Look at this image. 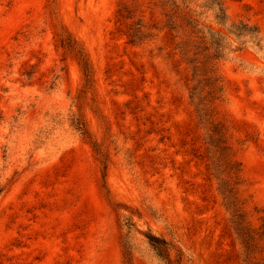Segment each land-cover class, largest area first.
<instances>
[{
	"label": "rangeland",
	"instance_id": "1",
	"mask_svg": "<svg viewBox=\"0 0 264 264\" xmlns=\"http://www.w3.org/2000/svg\"><path fill=\"white\" fill-rule=\"evenodd\" d=\"M221 1L0 0V264H264V0Z\"/></svg>",
	"mask_w": 264,
	"mask_h": 264
},
{
	"label": "trees",
	"instance_id": "2",
	"mask_svg": "<svg viewBox=\"0 0 264 264\" xmlns=\"http://www.w3.org/2000/svg\"><path fill=\"white\" fill-rule=\"evenodd\" d=\"M161 1L164 5H169L174 10L178 11V9H179V5L177 4L178 0H161ZM183 1H187V0H183ZM204 1H205V7L215 11L216 18H217V20H219V22L222 23L223 21H226L227 16H226V12H225V9L223 7L221 0H204ZM171 17L173 18V15H171ZM185 17L186 16L183 17L184 21L188 22L189 25L193 24V21H190L189 19H187ZM172 18H171V20H172ZM236 29L238 32H243V34H245L247 32H251V30L247 26L243 27L242 28L243 30H241V28H236ZM138 33H139V31H137L136 34L132 35V38H133L132 42H135V40L138 37ZM210 43H211V45H215V48L218 51V55H219L220 49H221V40L213 35ZM188 46H189L188 44H184V47H183L184 52H188ZM84 71H85L86 77L89 78L91 75V72H90L89 66L86 63L84 64ZM201 112H202V110H201ZM83 134H84V132H83ZM221 191H222L223 195H225L226 198L229 200L227 205L230 207V209H231V207L234 208L235 205H233V203L230 201V199L232 197L233 189L232 188H230V189L224 188V189H221ZM148 241H149L150 245L159 253V255H161L164 258L168 257L169 244L167 243V241H165L164 239L152 236V235H150L148 237Z\"/></svg>",
	"mask_w": 264,
	"mask_h": 264
}]
</instances>
